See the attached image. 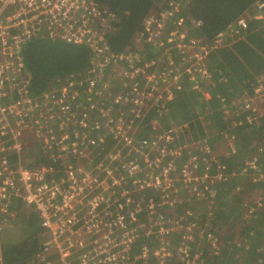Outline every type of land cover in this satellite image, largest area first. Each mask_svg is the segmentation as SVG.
<instances>
[{
    "label": "built area",
    "instance_id": "2783aa9c",
    "mask_svg": "<svg viewBox=\"0 0 264 264\" xmlns=\"http://www.w3.org/2000/svg\"><path fill=\"white\" fill-rule=\"evenodd\" d=\"M182 6L183 2H171L174 11ZM258 9H264V2L258 3ZM113 16L115 21L108 26V10L97 0H0V237L7 224L19 220L6 207L21 201L25 214L36 215L44 231L45 249L38 264H165L176 255L182 263L203 264L201 253L191 252L196 241L193 234L210 241L216 238L197 225L202 213L188 204L213 198L215 191L201 184L219 180L224 173L210 176L215 157L207 159L201 172L200 157L193 152L200 149L181 138L183 131L169 129L154 143L137 138L139 107L148 112L163 106L171 101L167 94L174 96V92L171 87L163 91L157 84L161 80L165 86V68L152 79L147 75L148 62L141 61V51L118 55L109 50L107 39L116 23ZM247 28L246 18L238 20L237 28L230 26L233 32ZM44 37L91 49L93 76L67 80L33 99L23 51L29 42ZM151 38L152 43L158 39ZM142 40L138 38L137 47ZM216 46H206L201 53L208 55ZM196 56L189 73L185 70L189 75L202 66L203 55ZM114 65L122 66V71L106 73ZM168 79V85H177L180 76ZM118 84L136 97L129 98L125 91L108 96ZM108 98L110 105H106ZM89 123L100 130L99 137H89L83 128L72 137V127ZM29 135L42 150L52 148V165H24L26 148L35 142ZM105 136H112L114 143L104 151ZM96 147L103 153L98 155L99 163L89 165ZM79 149L81 158L62 161ZM255 163L248 162L254 168ZM175 164H179V175L173 178ZM50 174L55 180L48 179ZM183 204L190 209L179 210ZM151 240L159 247L153 250ZM172 248L177 250L174 255Z\"/></svg>",
    "mask_w": 264,
    "mask_h": 264
},
{
    "label": "trees",
    "instance_id": "16d2710c",
    "mask_svg": "<svg viewBox=\"0 0 264 264\" xmlns=\"http://www.w3.org/2000/svg\"><path fill=\"white\" fill-rule=\"evenodd\" d=\"M172 1L97 0L102 8L110 10L116 17L112 37L107 39L109 50L118 55L128 54L132 50L141 51L145 60L143 64L153 59L161 60L167 65L172 60L178 64L180 54L189 50L182 47L168 50L167 47L172 44L153 48L151 36L159 39L164 33L169 35L173 32V36L179 37L184 31V38L178 40V43L188 45L200 42V45L208 47L226 46L229 42H224L223 36H227L228 41L235 42L231 44V51L221 56L218 53L223 50L218 47L214 51L210 50L208 55L202 53L206 76L203 77V73L197 70L194 73L195 81H190L189 75L185 84L180 82L170 86L175 94L172 101L148 112L142 111L137 138L154 143L169 129L183 130L181 138L189 142L200 141L198 147L203 151L193 152L199 155L203 167L205 160L210 161L214 156L217 158L209 173L215 175L223 172L224 176L219 180L211 178L206 184H201L209 186L215 191V195L208 198L207 203L203 199L188 204L194 212L202 213L196 218L197 225L204 227L207 234L213 233L216 238L210 241L193 234L196 241L191 243V252L201 253L203 264H264V199H259L264 194V9H258V3L264 0H177L179 3L183 2L178 11L171 7ZM181 13L185 14L181 16ZM241 18H246L248 28L229 32L230 26L238 27V20ZM198 21H201L199 26L196 25ZM150 31L154 35L150 36ZM140 37L143 39L142 44L137 47L136 42ZM91 51L84 45L53 41L48 37L29 42L23 51L27 71L32 76L29 96L35 99L49 88L60 86L67 80L93 76L91 71L95 57ZM166 52L171 56L169 59L164 57ZM121 71L122 66L114 65L106 73L118 74ZM157 84L165 91L161 80ZM142 90L145 89L142 87ZM244 90H248L245 95ZM122 92L126 95L128 90L120 88L114 94ZM106 94L112 98L108 92ZM111 98L107 99L106 105H110ZM88 100L87 98V106ZM245 102L249 103V107L245 108ZM124 110L128 111L127 108L121 109ZM182 125L187 126L183 129L180 127ZM79 128H83L89 137L97 138L102 134L99 129L94 130L90 123ZM78 131L82 129H70L72 137ZM209 131L217 133L214 135ZM27 137L35 142L26 148L24 165H52V148L42 150L34 136ZM105 137L104 151L114 143L112 136ZM223 140L226 141V148L221 154L219 149ZM70 150L72 148L66 152ZM37 151L39 160L34 162L31 159ZM101 153V148H94L90 155L91 162L87 163H99L98 155ZM80 156L82 149L75 156H65L62 161L69 163L74 157ZM237 157L241 159L238 160ZM255 158L257 162L254 168L248 162ZM178 165L175 164L170 174L173 178L179 175ZM246 167L247 171L243 172ZM260 173L263 174L262 178H259ZM58 174H55V179ZM52 175L48 179L55 180ZM177 185L183 184L177 182ZM241 201L246 202V205L241 204ZM249 201L252 205H249ZM210 203L214 204L212 213L209 211ZM23 205L21 201H17L10 209L17 214V218L18 215L22 218V223L27 224L29 236L22 241L10 242L12 235L5 239L0 246V264H38V257L44 254V231L40 227V221L34 214H25ZM184 206L186 205L180 206L179 210L185 212L190 209ZM251 209L253 214L248 215ZM149 243L153 250L159 247V243L155 246V240ZM170 251L174 255L177 250L172 248ZM178 258V255L173 256L165 264H185Z\"/></svg>",
    "mask_w": 264,
    "mask_h": 264
},
{
    "label": "rangeland",
    "instance_id": "374dc122",
    "mask_svg": "<svg viewBox=\"0 0 264 264\" xmlns=\"http://www.w3.org/2000/svg\"><path fill=\"white\" fill-rule=\"evenodd\" d=\"M184 15V13H181V16H183ZM108 19H110V21H107V23H108V26H112V24H113V22L115 21V18H114V16H113V13L110 11V10H108ZM232 29V28H231ZM230 29V30H231ZM231 32H233V30H231ZM184 34H185V32L183 31L182 32V34L179 36V38H176L175 36H173L174 35V33L173 32H171L169 35L168 34H163L162 36V38L161 37H159V39H157V40H155L154 42H153V48H159V47H161V46H163V45H170V44H172V45H170L169 47H167V49L168 50H170L171 48H180V47H182V48H189V50L188 51H186V52H184L183 54H180V56H179V59H178V64L176 63V61H170V64H166L165 62H162L161 60H157V59H153V60H151L150 62H148V65H147V67L149 68V70L147 71V75L152 79L153 77H155V76H157V74H158V72L159 71H161V70H163V68H166L167 70H164V71H162V74L164 73L165 75V77L167 78L165 81H166V83H165V86L163 87L166 91H168L169 90V87H170V85H168V78H171L172 76H174V75H179L180 76V80H179V83L181 82V83H183V84H185L187 81H188V77H189V74H187L186 72H185V70L189 73V70H190V67L192 66V62H193V59L194 58H197V56L196 55H198V54H200V55H202V51H203V49L204 48H207L206 46H201L200 45V42H197V43H194V42H192V43H188V45L187 44H181V43H178V40H182L183 38H184ZM224 42H229L226 46H222V45H217L216 47H218V48H220L221 50H224V49H226V48H231L232 49V47H231V44H233V43H235L234 41H228V38H227V36H223V39H222ZM178 43V44H177ZM209 48H210V46H209ZM198 49H199V51H198ZM208 49V48H207ZM214 49H217V48H214ZM213 49V50H214ZM151 51V50H150ZM149 50H148V52H150ZM132 52H134V50H132ZM135 53H137V52H135ZM139 54V53H138ZM164 57H167V59H169L171 56H170V54H168V52H166L165 53V55H164ZM202 58H199V60L200 61H203V58H204V56H201ZM142 60H144V56H143V54L141 53V61ZM145 61V60H144ZM201 67H203L204 68V70H205V67H204V64H203V62H202V66ZM201 67H196L195 69H194V71H193V73L190 75V77H189V80L190 81H195V75H194V73L197 71V70H200L201 72L203 71V70H201ZM155 70H157V72L155 71ZM203 73V72H202ZM207 75V72L206 73H203V77L204 76H206ZM177 78H178V76H176ZM177 79H175V81H176ZM149 86V85H148ZM121 87H120V84H118L115 88H113V94H112V91H109L108 93L109 94H112V97L113 96H115L116 94H114V91L115 90H119ZM156 93H159V90H156ZM120 94V93H119ZM128 95V97L129 98H132V97H136L135 96V94H133V93H128L127 94ZM207 97H208V95H207ZM175 98V94H174V96L171 94V96H169L168 94H167V97H166V99L167 100H173ZM161 105H162V100H161ZM247 102H245L244 103V105H245V108H247L248 106H247V104H246ZM166 104V103H165ZM164 104V105H165ZM249 104V103H248ZM141 109V111H143L144 110V107H139V110ZM135 110V109H134ZM165 110H167V109H165ZM93 114L94 113H90V115H91V117L93 116ZM238 115V114H237ZM248 119L249 120H251V117H248ZM91 121H94L93 119H91ZM82 123H85V120H83V121H81ZM250 122V121H249ZM248 122V123H249ZM187 125H182V126H180V127H183V129L186 127ZM229 128H232L231 126L229 127ZM71 129H80V128H74V127H72ZM183 131V130H182ZM209 133L210 134H214V135H216V133L217 132H214V131H209ZM221 134L222 133H220L219 135L221 136ZM85 135H86V133H85ZM223 144L221 145V148L219 149V153H224V149L226 148V144H225V140H223V141H221ZM197 143V142H196ZM197 146H200L199 145V143H197ZM229 146V145H228ZM254 151V149H252L251 150V152L253 153V155L255 156V152H253ZM250 153V152H249ZM36 154V155H35ZM34 155H35V157H32V161H34V162H36V160H39V151H37V152H35L34 153ZM38 157V158H37ZM242 157H244V156H242ZM254 158V157H253ZM237 159L238 160H240L241 159V157H237ZM243 160L244 161H246V158H243ZM249 161V160H248ZM257 161V159L255 158L254 160H253V162L255 163ZM252 162V161H251ZM250 162V163H251ZM243 171L244 172H246V168H244L243 169ZM263 175H259V178H261ZM8 192L9 193H11V191L10 190H8ZM259 199H260V201L262 200V199H264V194L263 195H261L260 197H259ZM241 204H245L246 205V202H243V201H241L240 202ZM249 203V205H252V203L249 201L248 202ZM3 204V202L0 200V209H1V205ZM214 204L212 203H210V211H211V213H212V211H213V208H214V206H213ZM6 210L7 211H9L10 210V207H6ZM249 214H253V211H252V209L249 211V213H248V215ZM8 217V216H7ZM10 217H11V215H10ZM19 218V220H17L15 223H9V224H7V226L6 227H8L7 228V230L2 234V236L0 237L1 238V240H0V246H1V243L3 244V242H4V240L5 239H8V237L10 236V235H12V238L10 239V242L11 241H16V240H19V241H22L23 239H26L29 235L27 234V231H26V228H27V224L26 223H22V218L21 217H18ZM20 227V228H19ZM19 228V229H18ZM18 230V231H17ZM263 252V251H262Z\"/></svg>",
    "mask_w": 264,
    "mask_h": 264
},
{
    "label": "clouds",
    "instance_id": "9594fccd",
    "mask_svg": "<svg viewBox=\"0 0 264 264\" xmlns=\"http://www.w3.org/2000/svg\"><path fill=\"white\" fill-rule=\"evenodd\" d=\"M207 95H208V94H207ZM208 98H209V95H208ZM195 140H196V139H195ZM190 142H191V143H195L196 146H197V143H200V141H198V140H196L197 143H196L194 140H193V141L190 140ZM197 148L201 150V148H199L198 146H197ZM200 150H198L197 152H200ZM214 157H215V156H214ZM215 158H216V157H215ZM216 159H217V158H216ZM206 161H207V160L204 161V167H203V164L201 163V166H202V170H201V172H202V173L204 172V169H205V167H206V163H205ZM208 171H209V170H208ZM209 174H210L211 177L217 175V174L213 175V174H211V173H209ZM218 174H219V173H218Z\"/></svg>",
    "mask_w": 264,
    "mask_h": 264
},
{
    "label": "crops",
    "instance_id": "0c3cea01",
    "mask_svg": "<svg viewBox=\"0 0 264 264\" xmlns=\"http://www.w3.org/2000/svg\"><path fill=\"white\" fill-rule=\"evenodd\" d=\"M230 51H231V48H226V49L223 50V52H219L218 55L221 56V55H223L224 53H228V52H230ZM248 90H249V89H248ZM248 90H244L243 95H245V94L248 92ZM1 236H2V235H1ZM0 240H1V238H0Z\"/></svg>",
    "mask_w": 264,
    "mask_h": 264
}]
</instances>
